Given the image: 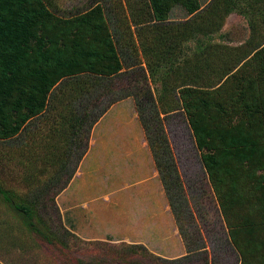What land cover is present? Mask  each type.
I'll list each match as a JSON object with an SVG mask.
<instances>
[{
    "label": "trees",
    "instance_id": "obj_1",
    "mask_svg": "<svg viewBox=\"0 0 264 264\" xmlns=\"http://www.w3.org/2000/svg\"><path fill=\"white\" fill-rule=\"evenodd\" d=\"M115 3L98 0L65 16L50 0H0V156L26 157L41 136L47 144L52 140L54 159L59 142L74 145L77 165L92 127L112 105L133 97L177 221L179 212L192 220L180 155L169 138L179 122L219 202L226 230L218 248H227L237 264H264V0L119 1L116 8L128 12L138 45L123 41L112 26ZM175 6L185 10V19L169 21ZM231 13L245 19L249 37L222 56L212 39ZM194 58L207 62V73L217 77L203 85L168 81L179 79ZM229 80L230 90L222 91ZM39 123L68 129V137L54 129L43 137ZM0 200L57 264H221L214 246L209 257L200 237L195 247L185 243V255L167 259L141 244L83 242L68 230H55L38 214L36 194L20 197L1 182ZM76 243L92 248L82 253ZM10 260L0 255V264Z\"/></svg>",
    "mask_w": 264,
    "mask_h": 264
},
{
    "label": "rangeland",
    "instance_id": "obj_2",
    "mask_svg": "<svg viewBox=\"0 0 264 264\" xmlns=\"http://www.w3.org/2000/svg\"><path fill=\"white\" fill-rule=\"evenodd\" d=\"M50 1L55 5L52 9L57 14L69 16L86 10L98 0ZM115 1V24L112 25L111 20L109 24L121 32L123 41L132 40L138 45L136 29L130 25L128 12L125 8V11L116 8L119 1L125 6L126 0ZM200 1L204 4L207 0ZM186 17L185 10L175 6L169 21H180ZM147 33L150 35L149 31ZM248 37L249 27L245 19L231 13L212 42L221 45L219 52L223 56L230 49L242 45ZM138 57L142 59L141 55ZM207 66V62L191 59L190 64L184 65L179 79L173 76L168 81L203 85L218 75L217 72L209 75ZM232 83L231 80L224 83L222 91L230 90ZM156 87L159 85H152L154 94ZM37 129H41L40 135L43 137L53 129L55 135L65 138L68 137L65 131L69 132L57 125L48 130L46 125L42 127L40 123ZM83 134L85 129L82 128L77 138L79 145L84 141ZM40 137L36 138L35 146L29 153L25 151L26 157L19 152L18 155L0 156V182L4 188L13 190L20 197L36 194L39 198L37 212L53 229L68 230L83 242L100 240L141 244L167 259L185 255V243L195 247L200 237L205 242L209 257H212L211 244L216 250L218 263L237 264L235 256L227 248H218L226 230L219 202L179 122L173 124L169 138L171 146L180 155L181 168L178 169L184 190L189 195L192 220L179 212L177 221L171 210L133 97L112 105L92 127L87 145L89 152L77 165L74 164V155L77 154L74 145L68 148L62 141L59 142L56 147L59 152L54 155L58 157L54 159L52 154L55 148L50 147V136V144L40 141ZM64 161L68 165L59 164ZM52 200L60 213V221ZM179 224L184 235L179 232ZM38 243L0 200V255L9 257L10 264H57L43 253L44 249ZM75 245L77 248L74 249L82 253L85 247L92 248L83 243Z\"/></svg>",
    "mask_w": 264,
    "mask_h": 264
},
{
    "label": "crops",
    "instance_id": "obj_3",
    "mask_svg": "<svg viewBox=\"0 0 264 264\" xmlns=\"http://www.w3.org/2000/svg\"><path fill=\"white\" fill-rule=\"evenodd\" d=\"M88 152H89V151H88ZM88 152H86V154H85L84 158L87 156ZM84 158H83V159H84Z\"/></svg>",
    "mask_w": 264,
    "mask_h": 264
}]
</instances>
